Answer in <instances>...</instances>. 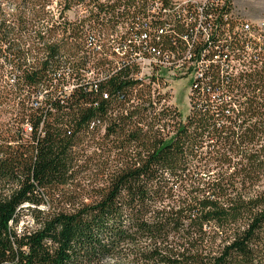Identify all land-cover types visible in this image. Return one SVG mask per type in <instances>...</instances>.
<instances>
[{
	"label": "trees",
	"instance_id": "obj_1",
	"mask_svg": "<svg viewBox=\"0 0 264 264\" xmlns=\"http://www.w3.org/2000/svg\"><path fill=\"white\" fill-rule=\"evenodd\" d=\"M46 1L0 0V264H264V66L205 56L183 119L131 49L37 27Z\"/></svg>",
	"mask_w": 264,
	"mask_h": 264
},
{
	"label": "built area",
	"instance_id": "obj_2",
	"mask_svg": "<svg viewBox=\"0 0 264 264\" xmlns=\"http://www.w3.org/2000/svg\"><path fill=\"white\" fill-rule=\"evenodd\" d=\"M234 1L67 0L71 8L74 3V8H84L85 13L65 21L80 26L89 36V46L103 54L108 48L121 59L131 49L139 67L138 78L155 74L163 84L173 79L191 85L192 80L203 79L204 69L212 64L205 60L210 53L217 55L216 64L221 61L218 54H222V63L235 74L251 63L264 66V21L245 20ZM96 16L107 28H96ZM96 33L102 36L95 38ZM164 45L176 51L163 52ZM226 45L234 46L233 50ZM105 57L113 61L110 54ZM182 76L187 78L179 79ZM91 77L94 73L88 75ZM25 132L31 134L29 125Z\"/></svg>",
	"mask_w": 264,
	"mask_h": 264
},
{
	"label": "rangeland",
	"instance_id": "obj_3",
	"mask_svg": "<svg viewBox=\"0 0 264 264\" xmlns=\"http://www.w3.org/2000/svg\"><path fill=\"white\" fill-rule=\"evenodd\" d=\"M65 1L67 0H47L46 12L48 16L45 19H50L49 22H38L42 23L37 25V27L51 28L53 25L55 27H59L61 23H64V20L74 21L77 16L84 14V8H74V3H71L72 8L64 10ZM178 1V0H176ZM235 5L238 7L240 12L242 13L245 20L250 21L251 23H257L259 21H264V0H235ZM21 3V2H19ZM19 3H11L5 2L3 5L7 16L6 18L10 21H17L18 17L16 14L18 11L16 10V6ZM35 2H26L28 7H31V4ZM25 20L32 21L35 18L33 15V11L28 10ZM45 21V20H44ZM47 21V20H46ZM48 23V25H47ZM52 25V26H51ZM45 31V30H44ZM43 31V32H44ZM60 39V38H58ZM56 39V40H58ZM12 78V77H11ZM165 81L164 86H160V90L163 95L166 96V101L169 105L173 106L179 113L182 115L183 119H186L191 111V97L192 90L191 85H189L188 81H174L173 79H167ZM157 88V87H156ZM42 97L39 98V102ZM11 106H3L0 108V129L1 131L7 129L8 126L12 125V120L14 121V115L12 114ZM26 126H24L25 129ZM264 186V182L261 183ZM30 219L28 216L23 217L22 222L20 224V228L30 226ZM103 264H129L127 261L121 259H111L106 260Z\"/></svg>",
	"mask_w": 264,
	"mask_h": 264
}]
</instances>
